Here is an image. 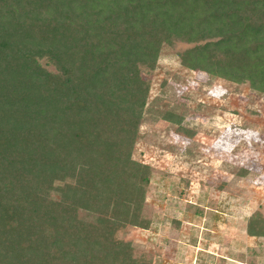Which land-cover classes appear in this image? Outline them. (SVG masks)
Listing matches in <instances>:
<instances>
[{
    "label": "trees",
    "instance_id": "obj_1",
    "mask_svg": "<svg viewBox=\"0 0 264 264\" xmlns=\"http://www.w3.org/2000/svg\"><path fill=\"white\" fill-rule=\"evenodd\" d=\"M178 44L184 68L264 95V0H0V264H153L117 234L152 224L133 153ZM185 119L162 116L189 137ZM246 234L264 239L259 212Z\"/></svg>",
    "mask_w": 264,
    "mask_h": 264
},
{
    "label": "rangeland",
    "instance_id": "obj_2",
    "mask_svg": "<svg viewBox=\"0 0 264 264\" xmlns=\"http://www.w3.org/2000/svg\"><path fill=\"white\" fill-rule=\"evenodd\" d=\"M187 47L163 54L149 77L133 153L153 171L152 224L117 237L153 264H264V239L246 234L250 216L264 217V95L184 68L175 54ZM166 110L186 116L191 136L175 134Z\"/></svg>",
    "mask_w": 264,
    "mask_h": 264
}]
</instances>
